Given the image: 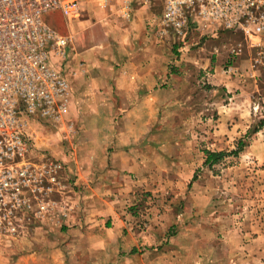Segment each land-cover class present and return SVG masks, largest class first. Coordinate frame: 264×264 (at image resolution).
I'll list each match as a JSON object with an SVG mask.
<instances>
[{"label":"crops","instance_id":"obj_1","mask_svg":"<svg viewBox=\"0 0 264 264\" xmlns=\"http://www.w3.org/2000/svg\"><path fill=\"white\" fill-rule=\"evenodd\" d=\"M97 2H84L81 16L75 19L55 11L64 18L59 32L73 37L68 68L70 107L65 119L77 129L64 149L55 144L56 156L65 162L69 177L56 197L55 210L34 223L29 236L0 241V249L8 255L3 264H105V233L111 236L108 259L119 252L129 255L135 246L153 241L149 235L134 238L131 225L129 234L119 228L132 220L126 204L143 199L142 193L151 188L150 174L161 166L162 161L156 160L163 159V136L156 129L152 109L162 100L163 80L172 78L174 72L163 68V60L170 57L164 55L166 46L156 35L157 15L151 5L114 0L102 7ZM171 58L183 60L179 55ZM220 68L217 64L216 71ZM229 75L225 73L222 80L226 87L239 88L234 97L240 100L234 104L245 117L233 127L246 143L235 157L247 174L255 170L264 177V126L246 136L255 120L256 91L242 77ZM228 138L221 140L229 144L232 137ZM259 180L256 186L264 196V178ZM246 218L242 228L225 229L226 238L236 237L225 250L231 253L233 264H263L264 209ZM167 240L163 228V264L172 252ZM180 248L176 247V254L184 252ZM141 257L134 253L128 259Z\"/></svg>","mask_w":264,"mask_h":264},{"label":"rangeland","instance_id":"obj_2","mask_svg":"<svg viewBox=\"0 0 264 264\" xmlns=\"http://www.w3.org/2000/svg\"><path fill=\"white\" fill-rule=\"evenodd\" d=\"M113 1H100L97 5L101 3L102 7H107ZM148 5L159 19L163 1L152 0ZM49 15L50 19L46 18ZM45 20L59 31L64 18L51 11L45 14ZM161 38L166 46L164 55L170 57L163 60V68L174 72L172 78L163 80L162 100L157 102V98V108L152 109L156 129L161 130L163 136V159L156 160L162 163L150 174L151 188L142 193L143 199L126 204L132 220L128 226L119 228L129 234L131 225L134 238L149 235L153 241L131 250L129 255L140 253L142 256L135 261H129V255L124 252L108 259L106 247L111 236L105 233V264H163V246L166 244L163 228L172 250L167 253L166 264L181 261L183 264H233L232 255L225 247H230L236 237L226 238L225 229L233 225L242 228L247 215L254 216L264 209L261 201L264 196L256 186V182L261 183L259 179L264 177L255 170L247 174L243 171L242 161L234 155L209 167L204 164L205 150L233 151L241 140L239 130L233 132V127L241 118L245 119L244 111L234 104L240 100L238 96L234 97L239 88L226 87L222 80L226 66L237 69L227 75L242 77L245 84L256 91L253 95L255 120L248 132L264 118V46H252L239 31L209 35L192 30L183 37L169 34ZM232 51H235L233 55ZM178 55L182 56V61L171 58ZM217 64L222 68L219 72L216 71ZM246 117L249 123V112ZM74 129H77L76 125ZM34 130L40 136L41 144L49 146L54 153L55 144L64 149L69 143L59 127L39 124ZM223 137H232L229 144L223 143ZM213 142L219 145L215 146ZM165 213L167 217L163 219ZM48 215L50 213L42 218H32L21 237L28 235L29 228ZM154 236L158 237L157 241ZM176 247H181L184 252L176 254ZM11 255L18 256L15 252ZM6 256V251L1 248L0 264Z\"/></svg>","mask_w":264,"mask_h":264},{"label":"built area","instance_id":"obj_3","mask_svg":"<svg viewBox=\"0 0 264 264\" xmlns=\"http://www.w3.org/2000/svg\"><path fill=\"white\" fill-rule=\"evenodd\" d=\"M124 1L148 5L152 0ZM162 1L159 37H183L192 30L209 35L239 31L252 46H264V0ZM83 3L0 0V241H15L32 218L53 212L67 181L65 162L41 144L34 126L59 127L65 139L76 133L65 119L73 37L53 28L45 14L59 10L79 18ZM236 71L232 65L225 68L226 73Z\"/></svg>","mask_w":264,"mask_h":264},{"label":"trees","instance_id":"obj_4","mask_svg":"<svg viewBox=\"0 0 264 264\" xmlns=\"http://www.w3.org/2000/svg\"><path fill=\"white\" fill-rule=\"evenodd\" d=\"M263 126H264V118L263 119H260L258 125L256 127H254L253 130L249 131L247 133V136L250 135L253 132L258 131ZM245 144H246L245 141H243L241 139L238 142L237 149H235L233 151H228L227 152V151H211V150H205L206 158H205L204 164L205 165H208L209 167H212L213 165L217 164L218 162H220L221 160H223L228 155L237 156L239 154V152L241 150H243Z\"/></svg>","mask_w":264,"mask_h":264}]
</instances>
